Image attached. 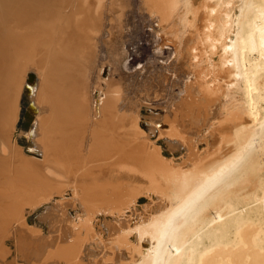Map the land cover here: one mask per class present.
<instances>
[{
    "label": "bare ground",
    "instance_id": "bare-ground-1",
    "mask_svg": "<svg viewBox=\"0 0 264 264\" xmlns=\"http://www.w3.org/2000/svg\"><path fill=\"white\" fill-rule=\"evenodd\" d=\"M137 1L184 60L170 121L159 79L124 97L132 0H0V264H85L110 231L107 264H264V0Z\"/></svg>",
    "mask_w": 264,
    "mask_h": 264
},
{
    "label": "rangeland",
    "instance_id": "rangeland-1",
    "mask_svg": "<svg viewBox=\"0 0 264 264\" xmlns=\"http://www.w3.org/2000/svg\"><path fill=\"white\" fill-rule=\"evenodd\" d=\"M132 2L134 4H132V6L130 5V7L128 8L130 10L127 11L128 15H127V17H125V19L127 20L126 21L127 23L124 24V20H123V27H125V25H127V27L124 30L121 29V31L123 33L119 34L118 35L119 37L117 38V40L118 39L120 40V38L122 39L121 43L128 50L127 53L129 55L128 58H127V68H130L129 69L130 71L129 70H127V71L130 72V73L126 72L125 74L127 76L125 75V78L128 77L129 78L128 80H130V81H128L127 78L125 79V81H128L131 85H129L128 82L124 83L125 86H126L125 88L128 87V89L124 90L126 92V94L128 93L127 95L125 94L124 97L125 96L127 97L130 93H133V92H131L132 89H133V91L136 90L134 83H131L133 78L136 77V79H133V81H134V80L141 79V77H143V79H141V80L147 79L146 84L147 83L153 84L154 80L158 81V79H159V82H160V85H161L160 86V88H161L160 90L161 91L159 92V96H158V99H157L158 101L156 103H153L152 101L150 103L146 102V104L150 105L151 103H153V104H157L158 103L157 104V105H159L158 108L162 111V113H164V114L168 113V116L171 117L172 113L169 112V111H170V109H172V107L169 106V102H170V100L174 99V97H175V95H177L178 91H179L178 92L179 95L182 94L181 93L182 92V85L181 84H182V79H183V75H184V67H183L184 60L181 57L176 59V57L173 55V52H174V51H172L173 48H172L171 45H169L170 42L167 41V40L163 41V43H165V44H163V47H167V49L166 48L162 49L161 53L155 54L154 45L157 42L158 37H156L155 33L152 31L153 28L151 27V25H154L156 23L154 21L155 19L148 17L147 15H145V12L143 11V9L138 8V3H137L138 1L137 0H132ZM140 16H141V18H140ZM130 23H132V24H130ZM116 34H117V32H116ZM152 41H154V42L152 43ZM158 41L160 42V40H158ZM154 55H156V58H154ZM155 64H156V66H154ZM140 66L142 68H139ZM157 66H159V67L157 68ZM136 68H137V70H136ZM132 70H134V71H132ZM138 70H142V71L138 72ZM155 70L158 71V72H155ZM173 70H174V72L172 73ZM135 74H137V75H135ZM155 74H157V75H155ZM129 75H132L131 76L132 79L130 78ZM162 77H165L166 80L163 81ZM138 82H140V80ZM132 85H134V86L132 87ZM179 86H181V87H179ZM130 87H132V88H130ZM129 88H130V90H129ZM179 89H181V90H179ZM127 90H129L130 93H129V91L127 92ZM124 91H123V93H125ZM151 91L149 90L148 92L151 93ZM131 95L132 94H130L129 96L131 97ZM122 97H123V94H122ZM125 103H126V100H125ZM171 119H172V117L168 118L169 121ZM169 121H167V122H169ZM163 122H164V119H163ZM164 123H165L164 127L167 129L168 125L166 124V121ZM23 131H24V129L20 128V131L18 133V138H21ZM199 143L201 145L202 141L199 142ZM178 156H181V154H179ZM141 197H143L147 201L146 200H143L141 202H139L138 200L136 201V204L134 206L135 208L133 210L134 211L133 215L127 217L128 219H130L132 221L135 220V216H139V215L140 216H144L145 213L150 212L151 208L154 205H156L157 202H159L157 199H154L152 201L151 199L146 198V196H141ZM60 200L61 199H59V198H55L53 201H51V203L55 204V203L60 202ZM62 202L68 204L67 207L71 206V204H72V202L69 201V197L68 198L66 197V194L64 195V198H63ZM127 214H131V213L127 212ZM107 216L111 217V215H107ZM127 218L125 219L124 217H120V221H122V220L125 221V220H127ZM114 220L115 219L113 218V220L111 222L113 224L115 223V225H117L116 221H114ZM51 235H55V234L52 233ZM105 236H102V241H100V242H95V240H91L90 241L91 243L94 241L93 242L94 245H96V247L98 246L96 249H95L94 245L92 246V244H90V242H88L89 247L91 248V250H96L97 254L94 253V254H90L89 256H87L86 260L87 261L89 260V261L88 262L87 261H83V262H85V264H96L95 263L96 261H97V264H103V263L105 264L106 261H103V260H105L108 257L110 258V256L114 258L115 263L118 260H122V261L126 262L129 259V255L130 254H129V250L127 248L128 245L125 246L126 248L121 245L122 247L120 246L121 249L119 250L118 249L119 245L115 244V242H111L112 238H110V237H114V234L110 231V234L109 235H105ZM112 251H114V253ZM119 252H120V254H119ZM126 252H128V253L126 254ZM118 257L121 258V259H119ZM13 258H14V256L12 255V256L7 258V261H11ZM101 260H102V262H101ZM107 261H109L108 264L112 263V261H110V260H107ZM1 262L2 261L0 259V263ZM4 264H7V263H4ZM18 264H21V262H19ZM50 264H52V263H50ZM106 264H107V262H106Z\"/></svg>",
    "mask_w": 264,
    "mask_h": 264
}]
</instances>
